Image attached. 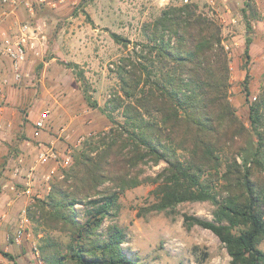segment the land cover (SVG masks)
I'll use <instances>...</instances> for the list:
<instances>
[{
  "label": "trees",
  "instance_id": "1",
  "mask_svg": "<svg viewBox=\"0 0 264 264\" xmlns=\"http://www.w3.org/2000/svg\"><path fill=\"white\" fill-rule=\"evenodd\" d=\"M142 30L145 41L117 64L119 92L108 101L116 100L111 108H121L123 121L110 119L107 131L75 152L42 201L52 227L69 230L70 239L63 250L42 237L41 260L141 264L125 251L126 232L114 217L121 193L151 181L148 209L171 214L182 202L208 201L213 220L184 213L183 225L215 234L228 264H264L258 247L264 241V179L257 175L264 171V85L248 106V129L228 99V52L219 22L185 3L162 9ZM250 41L247 36L245 57ZM160 161L165 165L154 177L140 176L142 165ZM76 205L84 207L82 222ZM0 253L17 264L12 254Z\"/></svg>",
  "mask_w": 264,
  "mask_h": 264
},
{
  "label": "rangeland",
  "instance_id": "2",
  "mask_svg": "<svg viewBox=\"0 0 264 264\" xmlns=\"http://www.w3.org/2000/svg\"><path fill=\"white\" fill-rule=\"evenodd\" d=\"M222 1L192 3L222 26L228 52V99L238 119L250 129L248 106L264 85V0ZM181 4L182 0H65L53 12L49 5H38L46 39L38 54L28 55L20 81L10 77L9 62L0 55V80L7 77L9 81L0 97V251L12 254L17 264H45L38 250L42 237L53 239L63 250L70 239L69 230L52 227L46 214L49 205L42 207L51 185L61 180L67 166L57 167L46 180L54 163L37 162L39 143L53 144L61 154L69 150L72 156L107 131L110 119L121 123V108H111L116 100L108 102L119 92L120 58L145 41L144 23L157 18L162 9ZM112 34L120 40L115 41ZM247 36L251 41L245 57ZM45 109L50 114L47 127L34 138L32 121ZM61 126L67 129L61 131ZM164 165V161L148 162L141 166L140 176L154 177ZM257 175L264 179L263 170ZM154 187L151 181H143L119 195L114 222L126 232L125 251L141 264H228L229 256L215 234L198 225H183L184 213L213 220L214 206L208 201H186L171 214L150 210ZM76 208L82 222L84 207ZM258 247L264 250V241ZM0 264L16 263L0 253Z\"/></svg>",
  "mask_w": 264,
  "mask_h": 264
},
{
  "label": "built area",
  "instance_id": "3",
  "mask_svg": "<svg viewBox=\"0 0 264 264\" xmlns=\"http://www.w3.org/2000/svg\"><path fill=\"white\" fill-rule=\"evenodd\" d=\"M196 0H182L185 3H192ZM210 2L212 0H209ZM23 8L28 12V17L20 20L17 17L16 10L18 7ZM9 21L6 30L0 34V55H2L9 62L10 77L18 82L24 75L25 62L28 55L31 53L38 54L41 45L45 43V21L36 16L35 4L30 0H1L0 8V23ZM9 83L8 78L4 77L0 80V97H3L4 87ZM253 100L256 96L252 97ZM50 119L49 110L40 111L38 116L32 121V137L37 138L46 129L47 122ZM61 131H65L66 126H61ZM40 148L36 154L38 163H45L52 161L53 167L45 175L48 180L52 174L55 173L57 167H66L71 163V154L69 150L67 153L61 154L59 150L53 145L39 144ZM17 170V168H16ZM34 170L31 168L28 176H33ZM31 180V178H30ZM29 184V182H27ZM30 187L25 188L29 192ZM18 240V238H15Z\"/></svg>",
  "mask_w": 264,
  "mask_h": 264
},
{
  "label": "crops",
  "instance_id": "4",
  "mask_svg": "<svg viewBox=\"0 0 264 264\" xmlns=\"http://www.w3.org/2000/svg\"><path fill=\"white\" fill-rule=\"evenodd\" d=\"M19 1H22V0H19ZM30 1L34 2V4H35V13H36V16H38V7H36V6L42 5V7H44L45 5H49L50 7H52V9L50 8V11L53 12V11H55L53 9V7L56 8L57 6L60 5L61 2L65 1V0H30ZM218 1H219V3L220 2L224 3L222 0L221 1L218 0ZM0 8H1V1H0ZM220 8H221V6H220ZM16 14H17V17L20 20H24L25 18L28 17V12L23 8V6L18 7V9L16 10ZM9 23H10L9 21H5V22L0 23V34H1L2 31L7 29ZM39 144H42V143H39ZM5 216H6V213H3L2 217H5Z\"/></svg>",
  "mask_w": 264,
  "mask_h": 264
}]
</instances>
